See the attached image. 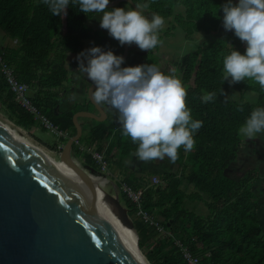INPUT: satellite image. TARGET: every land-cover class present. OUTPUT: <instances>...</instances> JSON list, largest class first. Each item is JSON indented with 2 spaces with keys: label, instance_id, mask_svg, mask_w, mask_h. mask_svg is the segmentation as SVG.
Listing matches in <instances>:
<instances>
[{
  "label": "trees",
  "instance_id": "1",
  "mask_svg": "<svg viewBox=\"0 0 264 264\" xmlns=\"http://www.w3.org/2000/svg\"><path fill=\"white\" fill-rule=\"evenodd\" d=\"M133 2L146 4L142 11L162 16L169 23L168 30L179 27L187 40L200 34L201 45L167 63L164 72L181 79L192 118L203 121L194 134L193 149H178L176 171L152 174L159 179L155 186L150 178H125L129 186L142 191V210L157 219L168 236L158 235L144 224L136 206L118 188L120 202L137 231L138 248L149 264H188L179 244L198 259V264H264V230L257 215L261 203L254 189L258 175L249 170L238 179L231 177L237 169L240 149L245 148L238 129L253 108L264 106V91L248 78L223 80V57L232 48L243 53L246 47L234 30L219 34L223 22L220 6L226 0ZM92 16L93 13L80 12L78 5L71 2L66 15L53 16L43 0H0V29L17 41L16 48L0 51L2 59L14 71L16 80L30 88L32 103L66 138L75 134L73 115L94 109L87 97L83 103L75 101L70 108L59 109L64 99L62 92L69 89L68 85L62 87L63 83L75 75L66 68L69 55L83 53L85 41L98 44L103 38L106 47L105 37L92 27V22L91 26L86 24ZM205 35H212L214 40L205 43L209 41ZM81 75L84 79L87 76L83 72ZM246 91L257 94L255 103L240 99L239 93ZM207 93H215V99L202 102ZM104 109L106 119L102 122L79 119L82 129L89 122V135L82 141V133L78 144L101 153L108 164L124 168V158L136 155L138 142L123 134L116 110ZM0 112L16 128L28 133L37 128L44 131L33 115L15 102V94L3 79ZM72 149L85 167L99 172L89 152H81L77 144ZM187 202H199L207 213L189 210Z\"/></svg>",
  "mask_w": 264,
  "mask_h": 264
},
{
  "label": "clouds",
  "instance_id": "2",
  "mask_svg": "<svg viewBox=\"0 0 264 264\" xmlns=\"http://www.w3.org/2000/svg\"><path fill=\"white\" fill-rule=\"evenodd\" d=\"M70 2L77 4L82 13L101 14L100 27L109 33L105 35L106 47L113 42L110 35L122 45L135 43L141 50L153 49L160 43L159 30L167 20L159 14L146 17L142 11L146 4L135 5L132 1L134 9L124 0H43L53 16L66 15ZM122 2L128 6L119 7L124 6L120 5ZM111 3L115 4L107 6ZM220 8L225 30H234V34L246 43L243 53L232 48L223 57V80L231 77V82H237L248 78L264 91V0H226ZM87 52L89 59L86 65L81 64L80 71L96 85L91 98L104 111L102 104H107L119 113L123 134L134 143L138 142L135 154L140 160L167 156L174 162L181 146L185 151L193 149L194 134L203 121L192 118L185 103L186 87L178 76L164 72L167 63L164 68L155 64L121 67L125 60L119 53L104 51L99 46L91 47ZM215 97V93H207L202 102L212 101ZM238 132L248 139L264 133V106L253 108ZM64 143L62 140L61 145ZM57 144L53 146L54 150ZM74 144L84 146L78 142ZM98 171L102 173L99 168Z\"/></svg>",
  "mask_w": 264,
  "mask_h": 264
},
{
  "label": "water",
  "instance_id": "3",
  "mask_svg": "<svg viewBox=\"0 0 264 264\" xmlns=\"http://www.w3.org/2000/svg\"><path fill=\"white\" fill-rule=\"evenodd\" d=\"M124 1L136 8L131 0ZM127 53L128 43H124V60ZM95 87L94 83L89 87L88 98L96 114L78 111L73 115L75 134L58 153L61 177L0 127V264L143 263L137 231L118 195L101 188L100 181L92 178L96 171L88 168L85 173L75 165L72 146L82 133L79 119H106L103 108L91 98ZM76 188L98 196L109 206L120 226L133 235V246L112 232Z\"/></svg>",
  "mask_w": 264,
  "mask_h": 264
},
{
  "label": "rangeland",
  "instance_id": "4",
  "mask_svg": "<svg viewBox=\"0 0 264 264\" xmlns=\"http://www.w3.org/2000/svg\"><path fill=\"white\" fill-rule=\"evenodd\" d=\"M119 7H126V3L122 2ZM117 7V6H115ZM113 8V7H108ZM99 13H93V21L88 20L86 22L87 25L91 26L98 31H100L103 34V37H105V40L107 41V38L105 35H108L107 29L101 28L99 24L100 19ZM169 23L168 21L164 22V25L159 30V40L160 43L158 45V49L153 51L154 53L151 55L149 54L148 57L152 56V61L155 65H157L159 68H164V65L166 63H171L174 61L179 60V58L189 52L194 51L193 48L200 46L201 44H198L201 40V36L199 33H195L192 35L191 40H187L183 37L182 30L179 27H174L170 30H168ZM229 30H225L222 26L220 28L219 34H226V32ZM209 41L205 43H210L214 40V37L212 35H205ZM13 45H12V44ZM12 46L17 47V41L11 40V38L6 35L4 31L0 29V48L1 47H9ZM135 43L129 44L130 47L135 46ZM99 46L102 50L107 51L109 49V44L105 48L103 45V38L102 43L94 44L90 43L88 41L84 42V52L83 55L81 53L79 54H73L69 56L66 60V68L68 70H72L75 72V75L72 76L71 79L63 83L64 85H68L69 89H65L62 92V95L64 96L63 104H61V107L59 109H67L70 108L72 105V102L78 101L77 100V91L80 93L78 95H81V93L88 90V77L85 79L81 75L82 71H80L81 64H87V60L89 59V55L87 50L91 47ZM120 54V51H119ZM128 66L127 63H123L121 67ZM0 73H1V67H0ZM78 75V76H77ZM26 85V84H24ZM80 87V89H78ZM78 89V90H77ZM30 91V88L26 85V94L28 95ZM240 99L242 101L247 103H255L257 94L252 91H246L243 92L242 95L239 93ZM105 106V104H102ZM106 107H108V110H115L110 105L106 104ZM89 108V107H88ZM89 112H95V108L93 109L90 107L88 109ZM78 112V111H77ZM0 121L7 122L13 125L11 122H9L5 115L0 112ZM84 123L87 122L86 119H83ZM89 122L86 124L88 125ZM39 125V124H38ZM14 126V125H13ZM15 127V126H14ZM40 127V125H39ZM37 128L31 133H28L24 130L23 131L29 139H31L35 144L40 146L43 150H45L49 155L52 156L53 159H55L57 162H59V154L54 150V145L57 143L56 137L54 134L49 132L48 130ZM83 137L82 141L88 136L89 129L88 127H84L82 129ZM241 135V134H240ZM242 143H244L245 148L241 147V152L238 160V163H236L237 169L232 173L233 176H231L234 179H238L242 177L247 171L252 170L257 174L254 182H255V190L257 193L255 195L258 197L259 202L261 203L260 209L257 211L258 219L260 223L263 226L264 230V133H258L255 138H245L242 136ZM83 144V143H82ZM50 146L52 149H50ZM75 165L78 169H83L85 173L89 172L88 168H85L80 158H74ZM237 162V161H236ZM124 168L118 167V166H112L111 164H108V171L110 172L109 176H104V174L97 172L98 174H93L92 178L100 181V186L102 189L107 191L110 194H117L119 197L120 191L118 190L119 184L122 179L128 176L130 177H137V178H150V181H152L153 177L157 176L152 174H155L157 172H164L165 170H172L176 171L177 165L170 161L169 157L165 156L163 159H153V160H140L136 155H130L126 158H124ZM123 166V165H122ZM102 174V176H101ZM91 175V174H90ZM159 180V179H158ZM198 204V205H197ZM186 207L189 210H192L198 214H206V208L204 206H201L199 202H187ZM144 259V258H143ZM146 263V262H145ZM147 264V263H146Z\"/></svg>",
  "mask_w": 264,
  "mask_h": 264
},
{
  "label": "built area",
  "instance_id": "5",
  "mask_svg": "<svg viewBox=\"0 0 264 264\" xmlns=\"http://www.w3.org/2000/svg\"><path fill=\"white\" fill-rule=\"evenodd\" d=\"M0 67H1V75L4 79L5 83L9 87V89L15 94V102L19 104V106L28 112L34 117V121H36L42 129L48 130L52 134L55 135L58 144L55 146V151L60 152L61 150V141L66 138V134H64L61 130H59L56 126H54L42 113L33 105L31 102L29 95L26 94V85L19 83L15 76L14 71L10 69L5 62L2 60L0 56ZM80 151L89 152L91 154V159L98 166L102 173L106 176H109L110 172L108 171V164L105 161L102 154L91 151L86 146H80ZM153 185L158 183V179L156 177L152 178ZM119 184V188L123 194L126 195V198L136 206L137 212L140 216L142 222L149 227H151L157 234L159 235H168V233L164 230L163 226L151 215L144 212L141 208V190H135L131 186H129L124 180ZM178 244V242H177ZM181 251L183 253V257L187 260L188 264H198V259L192 257L191 253L180 244Z\"/></svg>",
  "mask_w": 264,
  "mask_h": 264
},
{
  "label": "bare ground",
  "instance_id": "6",
  "mask_svg": "<svg viewBox=\"0 0 264 264\" xmlns=\"http://www.w3.org/2000/svg\"><path fill=\"white\" fill-rule=\"evenodd\" d=\"M0 127L6 130L7 132H9L17 140H19L24 146H26L28 149H30L32 152L38 155L45 163H47L61 177L60 168H62V166L60 165V163L57 162L55 159H53L51 155H49L40 146L35 144L25 134H23L24 132L21 131V129L14 127L10 123L2 122V121H0ZM78 190L82 192L84 197L102 216V218L105 220V222L110 227L112 232L115 233L119 238L127 242L129 245L133 246V243H134L133 235L129 231H127L125 228L120 226L119 221L117 220L116 216L114 215L112 210L109 208V206L105 202H103V200L99 198L98 196L92 195L81 189H78ZM138 254H139V259L143 261L142 264H146L143 259L142 254L140 252H138Z\"/></svg>",
  "mask_w": 264,
  "mask_h": 264
},
{
  "label": "flooded vegetation",
  "instance_id": "7",
  "mask_svg": "<svg viewBox=\"0 0 264 264\" xmlns=\"http://www.w3.org/2000/svg\"><path fill=\"white\" fill-rule=\"evenodd\" d=\"M126 6H128V5L126 4ZM143 13L146 17L150 16V18H151L153 16L150 12L148 13L146 11H143ZM110 39H112L113 42L109 46V49L111 51H113L114 54H117L120 51V55H123V45L120 44V42L118 40L114 39L111 35H110ZM158 45L156 47H154L153 49H150V50H146V49L141 50L139 47H135V46L130 47L128 44V53H127V57H126L124 63H127L128 66H135L138 64H154L152 61V56L151 57H148V56H149V54L152 55L154 53L153 51H155L159 48ZM87 79L89 82L88 86H91L93 84L92 81L89 78H87ZM105 107H106V104H105ZM93 113L96 114V111Z\"/></svg>",
  "mask_w": 264,
  "mask_h": 264
},
{
  "label": "crops",
  "instance_id": "8",
  "mask_svg": "<svg viewBox=\"0 0 264 264\" xmlns=\"http://www.w3.org/2000/svg\"><path fill=\"white\" fill-rule=\"evenodd\" d=\"M11 44H12V43H11ZM12 45H13V44H12ZM12 45H11V48L13 47ZM7 49H9V47L4 46V47H1V48H0V51H4V50H7ZM71 55H73V54H71ZM71 55H69V56H71ZM0 56H1V53H0ZM1 58H2V56H1ZM2 60H3V59H2ZM77 76H78V75H77ZM2 79H3V78H2L1 73H0V82L2 81ZM3 80H4V79H3ZM4 82H5V81H4ZM5 84H6V83H5ZM6 85H7V84H6ZM78 89H80V87H79ZM78 89H77V90H78ZM79 93H80V92L77 91V100H78V102H80V103L82 102V103H83V102H84V99H85L86 97L88 98L87 91H85V92L83 91V92L81 93V95H78ZM31 94H32L31 91H29V94H28V95H29L30 100H31ZM88 100H89V98H88ZM89 101H90V100H89ZM31 102H32V101H31ZM62 104H63V101H62ZM72 104H73V102H72ZM33 105L35 106V104H33ZM35 107L38 109L37 106H35ZM38 110H39V109H38ZM39 111H40V110H39ZM86 126H87L88 129H89V125H86ZM88 135H89V133H88ZM86 138H87V137H86ZM63 140H64V139H63ZM176 165H177V164H176ZM177 169H178V166H177ZM177 169H176V170H177ZM124 178H125V177H124ZM136 178H137V177H136Z\"/></svg>",
  "mask_w": 264,
  "mask_h": 264
}]
</instances>
